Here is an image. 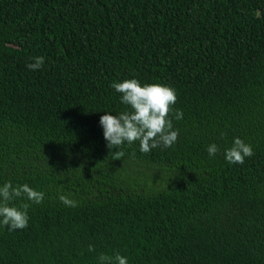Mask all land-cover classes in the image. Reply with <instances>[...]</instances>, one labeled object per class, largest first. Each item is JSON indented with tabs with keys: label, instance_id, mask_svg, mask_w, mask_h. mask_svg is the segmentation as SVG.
I'll return each instance as SVG.
<instances>
[{
	"label": "trees",
	"instance_id": "trees-1",
	"mask_svg": "<svg viewBox=\"0 0 264 264\" xmlns=\"http://www.w3.org/2000/svg\"><path fill=\"white\" fill-rule=\"evenodd\" d=\"M133 78L174 88L183 118L171 148L116 160L99 121L131 111L111 85ZM8 181L45 198L0 226V264H264V0H0Z\"/></svg>",
	"mask_w": 264,
	"mask_h": 264
},
{
	"label": "clouds",
	"instance_id": "clouds-1",
	"mask_svg": "<svg viewBox=\"0 0 264 264\" xmlns=\"http://www.w3.org/2000/svg\"><path fill=\"white\" fill-rule=\"evenodd\" d=\"M34 62L27 65L29 70L36 71L43 67V57H34ZM111 87L120 94V102L131 111L119 115L105 114L100 117L103 136L107 147L114 151L116 160L124 156L119 149L125 144L139 142V150L149 153L152 149L171 148L178 140V130H174L173 119L183 118V111L174 108L177 102L176 90L160 83L141 84L137 79H125L113 82ZM224 135L223 133L221 134ZM209 156H216L220 147L213 143L207 146ZM254 155L251 144L239 137L234 138L231 147L224 150V158L229 164H243L245 158ZM83 167V166H81ZM45 193L34 190L28 184L13 186L8 181L0 186V226L9 231L22 230L28 227V209L31 204H41ZM59 200L66 207L75 208L78 202L67 195H59ZM20 200L19 206L15 201ZM89 251L94 250L89 245ZM99 264H128L127 257L116 253L114 256L101 254Z\"/></svg>",
	"mask_w": 264,
	"mask_h": 264
}]
</instances>
